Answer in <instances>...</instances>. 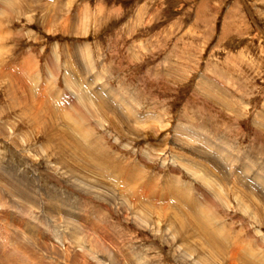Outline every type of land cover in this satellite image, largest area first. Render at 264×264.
Instances as JSON below:
<instances>
[{
  "label": "rangeland",
  "instance_id": "obj_1",
  "mask_svg": "<svg viewBox=\"0 0 264 264\" xmlns=\"http://www.w3.org/2000/svg\"><path fill=\"white\" fill-rule=\"evenodd\" d=\"M0 264H264V0H0Z\"/></svg>",
  "mask_w": 264,
  "mask_h": 264
}]
</instances>
